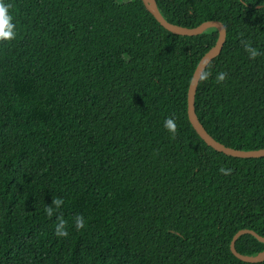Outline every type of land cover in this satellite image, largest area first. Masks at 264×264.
<instances>
[{"label": "trees", "instance_id": "1", "mask_svg": "<svg viewBox=\"0 0 264 264\" xmlns=\"http://www.w3.org/2000/svg\"><path fill=\"white\" fill-rule=\"evenodd\" d=\"M4 2L15 37L0 39V264H264L230 250L240 229L264 237V157L214 150L187 117L217 29L171 33L141 0ZM156 2L173 24H224L195 111L224 145L264 147V0ZM235 249L264 242L246 233Z\"/></svg>", "mask_w": 264, "mask_h": 264}, {"label": "water", "instance_id": "2", "mask_svg": "<svg viewBox=\"0 0 264 264\" xmlns=\"http://www.w3.org/2000/svg\"><path fill=\"white\" fill-rule=\"evenodd\" d=\"M145 9L154 17V19L167 31L183 36H193L202 33L207 28L214 27L218 31L217 39L212 47H210L199 59L187 88L186 104H187V117L195 130L196 134L205 142L206 145L213 148L218 152L226 155L239 158H259L264 157V147L252 150L236 149L224 145L213 138L204 128L195 111V94L197 86L202 77V74L213 58L218 56L226 41V28L224 24L218 20H207L195 27H183L167 21L159 11L156 0H141ZM249 233L255 236L259 241L264 242V237L257 232L249 229H240L232 237L230 242V250L232 253L242 261L250 263H258L264 260V250L256 253L255 255H245L236 251L235 242L242 234Z\"/></svg>", "mask_w": 264, "mask_h": 264}, {"label": "clouds", "instance_id": "3", "mask_svg": "<svg viewBox=\"0 0 264 264\" xmlns=\"http://www.w3.org/2000/svg\"><path fill=\"white\" fill-rule=\"evenodd\" d=\"M13 18L9 13V5L4 2V0H0V39L2 40H10L15 37V24L12 22ZM245 50L249 52L251 57H255L259 55L258 51L252 48L250 45H245ZM224 74H219L218 79L222 80ZM165 128L170 132L174 133L176 130V125L173 119H167L165 121ZM222 172H226L225 169H221ZM55 209H59L63 204L62 199H55L52 201ZM54 208L49 206L45 209L47 215L51 216L53 214ZM65 221L60 220L59 225L57 226V235L58 236H67L68 232L65 229ZM84 226V217L77 216L76 217V227L82 228Z\"/></svg>", "mask_w": 264, "mask_h": 264}]
</instances>
